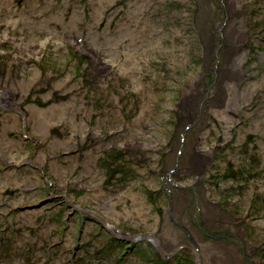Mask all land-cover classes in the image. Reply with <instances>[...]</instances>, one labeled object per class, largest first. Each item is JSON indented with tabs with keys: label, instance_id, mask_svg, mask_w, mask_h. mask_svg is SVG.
I'll return each instance as SVG.
<instances>
[{
	"label": "rangeland",
	"instance_id": "obj_1",
	"mask_svg": "<svg viewBox=\"0 0 264 264\" xmlns=\"http://www.w3.org/2000/svg\"><path fill=\"white\" fill-rule=\"evenodd\" d=\"M0 48V264H264V0H0Z\"/></svg>",
	"mask_w": 264,
	"mask_h": 264
},
{
	"label": "bare ground",
	"instance_id": "obj_2",
	"mask_svg": "<svg viewBox=\"0 0 264 264\" xmlns=\"http://www.w3.org/2000/svg\"><path fill=\"white\" fill-rule=\"evenodd\" d=\"M4 48V47H3ZM3 48H0V54L1 53H3ZM16 56V55H15ZM236 65V62H233L230 66L232 67V68H237V66H235ZM124 66V65H123ZM133 66H136V63L133 65ZM132 66V67H133ZM128 69V68H127ZM35 72V75H32V77L31 78H24V79H16L15 80V82L16 81H19L16 85H14V87H10V86H8V84L6 85V83L5 84H3V85H0V98H1V100L3 101V97H5V98H7V99H9L8 97L9 96H12V91L14 90V91H18L19 89H23L24 90V92L27 94V92H28V89L29 88H31L32 86L31 85H34V83L36 82V80L37 79H39L40 78V75L38 74V71H37V69L34 71ZM7 74H9V72H7ZM36 74H38L37 76H36ZM64 82H66V83H64ZM56 84H54L55 85V89H57V90H59V91H61L62 89H64L65 91L66 90H70V88L68 89L67 87H66V85H64V84H67V80H58V81H56L55 82ZM19 84V85H18ZM231 85H233V86H237V83L236 82H231L230 83V86ZM229 88V87H228ZM231 88V87H230ZM229 88V89H230ZM255 88H253V90H254ZM75 94H77V93H74V95ZM49 97V95H47V98ZM6 102H8V100H6ZM13 103V100H10V104H12ZM64 105V104H63ZM9 106H11V105H9ZM62 106V105H61ZM18 107V106H17ZM63 107V106H62ZM62 107H60L59 106V103H57V102H55V101H53L52 103H51V105L50 106H48L47 108H45V107H39V106H37V105H30L28 108L30 109V111H31V115L36 119L35 121H36V123H37V125H38V128L39 129H41L42 128V130H41V132H43V131H45V130H49V127H51V122L49 121V120H46V118H47V116H48V114H50V115H52L53 117H60L62 114ZM66 107H68V106H66ZM18 108H21V106L20 107H18ZM69 110V109H68ZM32 117V118H33ZM50 116H48V118H49ZM43 118V119H42ZM47 118V119H48ZM60 119H61V117L60 118H58V121H60ZM35 123V124H36ZM37 128V129H38ZM54 142V141H53ZM54 144H55V142H54ZM102 221H103V225H104V227H106L107 229H109V230H111L112 231V234H114L115 236H119L120 235V233H121V237H123L124 239H130L131 241H134V240H138L140 237H142V236H145V234L147 235H152V236H154L153 234V232H147V233H133V232H129V231H121L120 229H118V228H115V226L114 225H112V223L109 221H105V219H102ZM153 233V234H152ZM223 238H225L226 237V233H224L223 235ZM158 236H156V234H155V238L156 239H158L157 241L159 242V243H161V240H159V238H157ZM194 250H193V254H194V256H195V259H198V263L199 264H202V261H203V256H202V254H201V250L197 247V246H195L194 248H193ZM212 250V249H211ZM163 252V256H167L168 257V255L171 257L173 254H169V253H167V252H165V251H162Z\"/></svg>",
	"mask_w": 264,
	"mask_h": 264
},
{
	"label": "water",
	"instance_id": "obj_3",
	"mask_svg": "<svg viewBox=\"0 0 264 264\" xmlns=\"http://www.w3.org/2000/svg\"><path fill=\"white\" fill-rule=\"evenodd\" d=\"M197 261H198V259H197Z\"/></svg>",
	"mask_w": 264,
	"mask_h": 264
}]
</instances>
